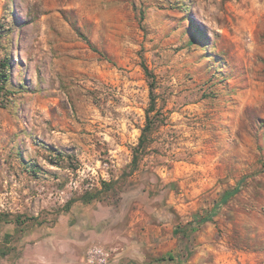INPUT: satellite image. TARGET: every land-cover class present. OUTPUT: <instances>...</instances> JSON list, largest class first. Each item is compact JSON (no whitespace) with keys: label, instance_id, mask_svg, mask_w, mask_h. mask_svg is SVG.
Here are the masks:
<instances>
[{"label":"rangeland","instance_id":"374dc122","mask_svg":"<svg viewBox=\"0 0 264 264\" xmlns=\"http://www.w3.org/2000/svg\"><path fill=\"white\" fill-rule=\"evenodd\" d=\"M98 248L264 264V0H0V264Z\"/></svg>","mask_w":264,"mask_h":264},{"label":"trees","instance_id":"16d2710c","mask_svg":"<svg viewBox=\"0 0 264 264\" xmlns=\"http://www.w3.org/2000/svg\"><path fill=\"white\" fill-rule=\"evenodd\" d=\"M145 71H146V73H148V75H151V74H149L150 72H149V70L145 67ZM154 84H152V86H151V107H150V109H149V113H151V112H154L155 111V99H154V86H153ZM152 122H151V120H150V118L148 117V122H147V125H146V127H145V129H144V131H143V135H142V138H141V141H140V147H143L144 146V144H145V136L147 135V133L148 132H150L151 131V129H152Z\"/></svg>","mask_w":264,"mask_h":264},{"label":"built area","instance_id":"2783aa9c","mask_svg":"<svg viewBox=\"0 0 264 264\" xmlns=\"http://www.w3.org/2000/svg\"><path fill=\"white\" fill-rule=\"evenodd\" d=\"M95 257L90 261L91 264H105L107 261L106 254L103 249H95L93 251Z\"/></svg>","mask_w":264,"mask_h":264}]
</instances>
